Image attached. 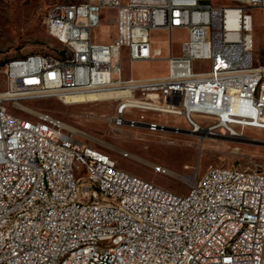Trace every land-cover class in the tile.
Returning <instances> with one entry per match:
<instances>
[{
	"label": "built area",
	"instance_id": "obj_1",
	"mask_svg": "<svg viewBox=\"0 0 264 264\" xmlns=\"http://www.w3.org/2000/svg\"><path fill=\"white\" fill-rule=\"evenodd\" d=\"M225 6L213 0H56L45 19L49 34L60 43L57 52L73 61L35 57L9 60L6 89L0 93V264H54L61 250L96 238L99 249L68 259L66 264H264V172L210 166L200 183L177 193L120 168L106 152L79 139L64 122L46 112L17 115L8 102L94 95L113 100L110 121L117 125L144 123L146 114L182 118L191 131L212 134L249 128L264 129V67L254 59L253 8L264 0H233ZM110 23L116 33L96 42L94 30ZM187 30L176 53L172 32ZM168 32V53L154 47V32ZM132 63L164 59L166 75L125 77L122 57ZM201 62V63H198ZM137 114V121H129ZM162 128V126H161ZM196 133V132H194ZM54 163L57 180H48ZM44 181L35 188V171ZM85 174L102 177L101 188L126 184L135 199L105 200ZM213 176V185H205ZM225 182L223 196L215 185ZM47 191L48 202L35 207V194ZM202 195L200 205H188ZM140 203L161 212V220L142 219ZM190 211V219L166 224L167 212ZM216 213L213 226L201 229L197 241L179 246V253L132 239L148 229L178 244L189 226Z\"/></svg>",
	"mask_w": 264,
	"mask_h": 264
},
{
	"label": "rangeland",
	"instance_id": "obj_2",
	"mask_svg": "<svg viewBox=\"0 0 264 264\" xmlns=\"http://www.w3.org/2000/svg\"><path fill=\"white\" fill-rule=\"evenodd\" d=\"M56 0H0V93L6 89V63L30 53L61 56L60 43L46 28L50 4ZM218 5H233V0H213ZM254 59L264 67V8H253ZM116 29L107 22L94 30L96 42H109ZM187 37L184 28L172 32L174 51H180ZM168 32H154L152 43L167 55ZM201 63V62H198ZM125 77L145 78L166 75L164 59L132 63L126 51L122 57ZM94 95L62 100L48 98L8 102L13 113L32 117V112L49 113L71 128L84 142L108 153L117 165L177 193H186L210 166L259 170L264 172V129L249 128L240 137L224 132L209 134L191 131L180 117L146 114L162 128L144 123L117 125L110 121L113 100ZM137 121V114H129Z\"/></svg>",
	"mask_w": 264,
	"mask_h": 264
},
{
	"label": "bare ground",
	"instance_id": "obj_3",
	"mask_svg": "<svg viewBox=\"0 0 264 264\" xmlns=\"http://www.w3.org/2000/svg\"><path fill=\"white\" fill-rule=\"evenodd\" d=\"M49 15L50 12L46 19H48ZM50 35L52 36V34ZM73 55H75V48H68V54H62L61 56L48 55V57H53L55 61H73ZM35 57H46V54H35ZM160 127V124L154 123V129H159ZM193 132L212 134L210 131L202 129ZM228 134L232 137H236V131H228ZM46 174L48 180H57L54 163H47ZM243 174L244 169L236 168V175ZM43 181L44 169H37V171H35V188H40ZM85 181L88 182L91 187L99 188V196L105 197V200H115L118 197L122 199H135L134 189L130 186H126V184H119V187L114 189L101 188L102 177L94 176L93 174H85ZM196 183H200V179ZM205 185H213V176H206ZM223 190H225V182H218V184L215 185V196H223ZM47 202V191H40L38 194H35V207H43ZM201 203L202 195H191L188 198V205H200ZM140 210H147V203H140ZM142 219L161 220V212L154 210L144 211L142 212ZM181 219H190V211L167 212L166 224H180ZM216 221V213L205 214V217L201 219V221H198V226H189L184 237L178 239V244H172L171 238L165 235H154V233L148 231V229H137V231L132 232V239L145 242L146 244H154L158 247L170 248V253H179V246H190L191 241H197V237H200L201 229H205L206 226H213ZM88 246L91 249H99V255H107V247H101V242H99L98 239L89 238L88 241H80L79 243L71 244L67 250H61L60 253L54 257V264H66L68 259H75L76 255L85 254L88 250Z\"/></svg>",
	"mask_w": 264,
	"mask_h": 264
},
{
	"label": "crops",
	"instance_id": "obj_4",
	"mask_svg": "<svg viewBox=\"0 0 264 264\" xmlns=\"http://www.w3.org/2000/svg\"><path fill=\"white\" fill-rule=\"evenodd\" d=\"M178 29H181V28H178Z\"/></svg>",
	"mask_w": 264,
	"mask_h": 264
}]
</instances>
